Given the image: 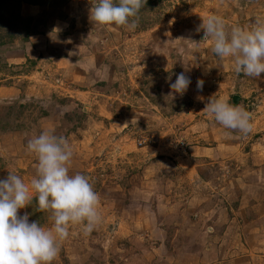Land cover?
Listing matches in <instances>:
<instances>
[{
    "label": "rangeland",
    "instance_id": "rangeland-1",
    "mask_svg": "<svg viewBox=\"0 0 264 264\" xmlns=\"http://www.w3.org/2000/svg\"><path fill=\"white\" fill-rule=\"evenodd\" d=\"M91 8L0 0V179L30 182L27 141L50 131L99 196V226H70L52 264H264V76L216 56L194 12L250 28L264 0H147L135 29L95 24ZM212 95L248 111L250 133L206 114ZM36 208L19 214L51 227Z\"/></svg>",
    "mask_w": 264,
    "mask_h": 264
},
{
    "label": "clouds",
    "instance_id": "clouds-1",
    "mask_svg": "<svg viewBox=\"0 0 264 264\" xmlns=\"http://www.w3.org/2000/svg\"><path fill=\"white\" fill-rule=\"evenodd\" d=\"M147 0H91L90 19L102 26L135 29L137 16ZM201 17L204 40L211 38V50L220 57L234 59L237 74L259 78L264 76V19L257 18L252 27L227 28L222 17L215 14ZM196 59H181L185 69L170 83L173 95L183 96L190 83V70ZM204 80H197L201 91ZM203 99V97H198ZM206 114L225 129L244 135L252 129L251 115L242 106L223 97L208 98ZM27 150L35 154V176L30 182L9 171L0 179V264H52L59 252V243L69 235L70 226L79 225L83 234L94 231L101 223L99 196L88 177L70 174L73 150L63 136L41 131L27 141ZM36 201V211L49 212L51 227L29 221V214L20 209Z\"/></svg>",
    "mask_w": 264,
    "mask_h": 264
},
{
    "label": "trees",
    "instance_id": "trees-1",
    "mask_svg": "<svg viewBox=\"0 0 264 264\" xmlns=\"http://www.w3.org/2000/svg\"><path fill=\"white\" fill-rule=\"evenodd\" d=\"M32 204L37 205L35 200H33V203Z\"/></svg>",
    "mask_w": 264,
    "mask_h": 264
},
{
    "label": "water",
    "instance_id": "water-1",
    "mask_svg": "<svg viewBox=\"0 0 264 264\" xmlns=\"http://www.w3.org/2000/svg\"><path fill=\"white\" fill-rule=\"evenodd\" d=\"M235 99H237V98H235Z\"/></svg>",
    "mask_w": 264,
    "mask_h": 264
}]
</instances>
